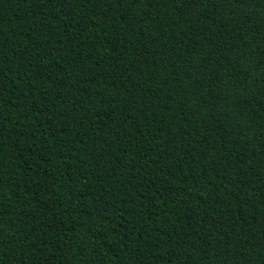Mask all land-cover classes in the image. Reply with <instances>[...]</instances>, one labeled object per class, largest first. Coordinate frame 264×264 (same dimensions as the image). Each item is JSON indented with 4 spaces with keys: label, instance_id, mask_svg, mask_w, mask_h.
I'll return each instance as SVG.
<instances>
[{
    "label": "trees",
    "instance_id": "obj_1",
    "mask_svg": "<svg viewBox=\"0 0 264 264\" xmlns=\"http://www.w3.org/2000/svg\"><path fill=\"white\" fill-rule=\"evenodd\" d=\"M0 264H264V0H0Z\"/></svg>",
    "mask_w": 264,
    "mask_h": 264
}]
</instances>
